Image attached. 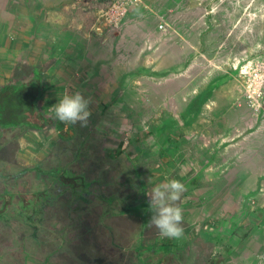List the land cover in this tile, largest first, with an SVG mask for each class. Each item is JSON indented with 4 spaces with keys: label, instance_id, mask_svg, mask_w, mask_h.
<instances>
[{
    "label": "rangeland",
    "instance_id": "rangeland-1",
    "mask_svg": "<svg viewBox=\"0 0 264 264\" xmlns=\"http://www.w3.org/2000/svg\"><path fill=\"white\" fill-rule=\"evenodd\" d=\"M59 1L33 6L47 28L29 56L53 123H0V264H264V0H179L167 13L195 46L155 54L115 40L123 23L100 11L120 0ZM77 92L86 127L52 107ZM172 179L186 187L179 240L147 225L148 193ZM168 240L174 252L156 250Z\"/></svg>",
    "mask_w": 264,
    "mask_h": 264
},
{
    "label": "crops",
    "instance_id": "crops-1",
    "mask_svg": "<svg viewBox=\"0 0 264 264\" xmlns=\"http://www.w3.org/2000/svg\"><path fill=\"white\" fill-rule=\"evenodd\" d=\"M36 1L37 0H0V94L3 89L7 87L4 86V88L1 89V86L6 84V80H11L8 85L9 87H13V85H10L13 80H25L22 81V83L25 84L26 82L36 81L35 79L38 76L36 72H34L35 68H37V61H35L34 58H29V56L35 52V49L30 51L31 40H34L35 45H39L36 39L39 35L37 32L44 28L46 29L47 26L37 23L36 16L41 15V12L39 13L38 8L33 7L36 5ZM65 1L68 7H70L74 0ZM90 1L92 2V6L99 9V7L115 0ZM138 2H141V4L131 7V9L128 10L129 13L126 19L124 18L122 22V31H124V34L120 37L117 36L120 40L118 38L115 39L116 41H120L119 45H127L128 47L137 46L144 48L147 52L150 51L149 49H153L151 54H155L156 51H164L165 47L168 46L171 41L177 42L182 49H190L195 46L194 43L185 40L187 37L184 35L183 29L172 23L174 15H168L167 13V10L168 12L169 10H173L174 7H172V4L179 2V0H138ZM58 3L61 5V0ZM45 5L49 6L50 3L46 2ZM72 8L77 10V12L79 11L76 4H74ZM100 12L102 13V10ZM80 13L81 11L78 14ZM4 14L11 16L9 22L3 21ZM175 14V21H177L179 17H182L179 16L178 13ZM70 27H72L71 30L74 32H82L83 25L80 16H76V19L70 23ZM136 32L138 33L136 34ZM75 36L73 38L74 41ZM20 39L25 40L19 41ZM35 45L33 48L36 47ZM42 46L43 42H41V48ZM21 48H26V50H28L26 52V57H20L22 54L18 55ZM78 48H81V44L78 45ZM38 54L40 55L41 52L38 51ZM80 54L79 52L77 55ZM148 56H150V54L145 57ZM160 69L163 70L165 68ZM21 84L17 86L22 87L23 84Z\"/></svg>",
    "mask_w": 264,
    "mask_h": 264
},
{
    "label": "clouds",
    "instance_id": "clouds-1",
    "mask_svg": "<svg viewBox=\"0 0 264 264\" xmlns=\"http://www.w3.org/2000/svg\"><path fill=\"white\" fill-rule=\"evenodd\" d=\"M90 105L91 101L77 92L63 96L52 107L56 118L62 123L86 127L92 115ZM185 191L186 187L181 181L172 179L148 193L149 210L152 213L147 222L150 229L158 230L159 235L167 239L183 238V209L178 202Z\"/></svg>",
    "mask_w": 264,
    "mask_h": 264
},
{
    "label": "trees",
    "instance_id": "trees-1",
    "mask_svg": "<svg viewBox=\"0 0 264 264\" xmlns=\"http://www.w3.org/2000/svg\"><path fill=\"white\" fill-rule=\"evenodd\" d=\"M227 77L231 79V76ZM226 80L222 78L219 83L226 82ZM46 89L47 86L34 81L27 82L17 89L5 87L0 94V123L5 126L12 125L30 129H43L45 125L52 124L53 120L47 118L38 105ZM116 152L119 153L121 150ZM176 248L177 245L172 240L156 246L157 251L165 253L174 252Z\"/></svg>",
    "mask_w": 264,
    "mask_h": 264
},
{
    "label": "built area",
    "instance_id": "built-area-1",
    "mask_svg": "<svg viewBox=\"0 0 264 264\" xmlns=\"http://www.w3.org/2000/svg\"><path fill=\"white\" fill-rule=\"evenodd\" d=\"M137 2L138 0H120L114 6L104 9L101 18L109 28L114 25L120 26L126 18L129 7ZM99 30L101 31L102 28H99Z\"/></svg>",
    "mask_w": 264,
    "mask_h": 264
},
{
    "label": "bare ground",
    "instance_id": "bare-ground-1",
    "mask_svg": "<svg viewBox=\"0 0 264 264\" xmlns=\"http://www.w3.org/2000/svg\"><path fill=\"white\" fill-rule=\"evenodd\" d=\"M170 28V27H169ZM256 43V42H255ZM257 45V44H256ZM249 50V49H248ZM242 52V51H241ZM263 65V64H262ZM253 66V65H252ZM263 77V76H262ZM259 80H261V79H259ZM256 81V80H255Z\"/></svg>",
    "mask_w": 264,
    "mask_h": 264
}]
</instances>
